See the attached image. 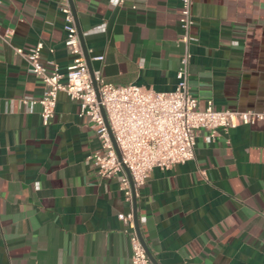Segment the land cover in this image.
Returning a JSON list of instances; mask_svg holds the SVG:
<instances>
[{"label":"crops","instance_id":"0c3cea01","mask_svg":"<svg viewBox=\"0 0 264 264\" xmlns=\"http://www.w3.org/2000/svg\"><path fill=\"white\" fill-rule=\"evenodd\" d=\"M94 73L171 92L189 50L190 92L205 108L264 111V0H73ZM62 0H0V264H132L134 212L116 177L99 176L100 140L80 106L58 94L44 125V83L15 48L44 44L62 72ZM11 30L9 42L2 36ZM53 50V51H51ZM96 56H104L102 61ZM197 133L195 157L154 168L138 189V224L157 264H264V120Z\"/></svg>","mask_w":264,"mask_h":264},{"label":"built area","instance_id":"2783aa9c","mask_svg":"<svg viewBox=\"0 0 264 264\" xmlns=\"http://www.w3.org/2000/svg\"><path fill=\"white\" fill-rule=\"evenodd\" d=\"M62 1L64 45L73 55L72 62L65 72L52 61L42 63V42L27 51L15 48V52L27 61L29 71L45 86L40 98L25 97L24 102H39L42 122L48 125L54 118L60 92L77 101L80 117L89 121L100 140V148L91 155L99 176L116 177L128 202L133 203L138 189L145 184L154 168L168 169L192 160L200 130H208L210 137L215 138L221 129L264 120V111L222 110L216 108L212 100L205 108H200L188 84L189 50L181 60L178 84L171 92H157L137 84H114L95 73L93 80L73 7L70 0ZM116 1L122 4L125 0ZM181 3L182 39L188 44L194 23L192 0H181ZM11 34L8 30L2 38L9 42ZM94 59L102 61L104 56ZM119 219L129 229L132 264H154L138 233L134 212L121 213Z\"/></svg>","mask_w":264,"mask_h":264},{"label":"water","instance_id":"95a60500","mask_svg":"<svg viewBox=\"0 0 264 264\" xmlns=\"http://www.w3.org/2000/svg\"><path fill=\"white\" fill-rule=\"evenodd\" d=\"M70 3H71V5H72V7H73V10H74V2H73V0H70ZM74 13H75V10H74ZM76 18V17H75ZM76 23H77V28H78V32H79V35H80V39H81V43H82V47H83V51H84V54H85V57H86V60H87V64H88V67H89V71H90V73H91V76H92V78H93V80H94V69H93V65H92V62H91V58H90V56H89V54H88V51H87V48H86V44H85V42H84V38H83V35H82V31H81V29H80V27H79V25H78V22H77V19H76ZM104 113V112H103ZM105 115V114H104ZM111 136H112V134H111ZM112 139H113V136H112ZM113 142H114V145H115V147H116V149H117V146H116V143H115V141H114V139H113ZM117 151H118V149H117ZM118 153H119V151H118ZM134 215H135V221H136V226H137V230H138V233H139V235H140V237H141V240H142V242H143V244H144V246H145V249H146V252H147V254H148V256H149V258L151 259V261L154 263V264H157V262H156V260L154 259V257L151 255V253L149 252V250H148V247H147V245H146V243H145V241H144V239H143V237H142V234H141V231H140V228H139V224H138V213H137V202H136V199H134Z\"/></svg>","mask_w":264,"mask_h":264}]
</instances>
